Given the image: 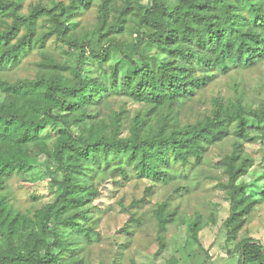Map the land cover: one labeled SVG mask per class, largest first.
Here are the masks:
<instances>
[{"label": "trees", "instance_id": "1", "mask_svg": "<svg viewBox=\"0 0 264 264\" xmlns=\"http://www.w3.org/2000/svg\"><path fill=\"white\" fill-rule=\"evenodd\" d=\"M111 2L67 0L53 7L35 6L23 15L18 0H0V20L11 18L6 30L0 31V72L16 68L36 48L43 49L47 59L51 43L63 56L78 52L74 65L50 64V72L34 79L14 83L0 79V89L8 94L37 96L35 105L42 115L36 118L20 109H0V146L37 141L45 125L58 126L52 149L43 151L53 165L49 171L56 188L52 201L34 213L30 224L9 221L7 204L0 199V264H85L80 245L100 239L90 202L101 182L110 177L117 183L143 179L149 183L145 190L149 196L151 187L180 173L178 166L200 164L208 149L226 137L251 141L246 118L264 123V106L230 113L218 99L210 115L197 122H172L175 107L218 74L250 68L264 59V0H177L171 9L164 0H151L136 13L132 32L136 38L131 41L108 37L109 32L124 29L132 12L128 5L105 28ZM93 3L101 23L95 44L81 41L69 26ZM38 28L41 33L35 37ZM146 47L155 48V55L143 54ZM115 94L149 107L146 116L138 113L132 118L128 136L121 134L123 108L114 113L108 130L100 128L104 117L99 116L98 105ZM163 110L168 115L154 125L152 116ZM241 145L235 143L230 154L214 161L227 177L221 188L229 202L223 222L229 241L257 204L241 180L252 166ZM31 169L28 159L0 153V176ZM169 207L165 200L153 211L160 246L161 234L176 215ZM129 222L140 224L141 218L131 216ZM199 226L198 220L189 226L195 241ZM123 231L130 232L125 226ZM239 251L238 264H264V246L259 241L246 238Z\"/></svg>", "mask_w": 264, "mask_h": 264}, {"label": "rangeland", "instance_id": "2", "mask_svg": "<svg viewBox=\"0 0 264 264\" xmlns=\"http://www.w3.org/2000/svg\"><path fill=\"white\" fill-rule=\"evenodd\" d=\"M18 1L23 15H29L35 6L53 7L59 2H67ZM164 1L170 9L177 2ZM94 2L98 3V0ZM97 3H93L69 23L81 41L92 40L95 44L99 37L101 23L97 15ZM128 3L124 0H112L108 6V23L105 28L115 23L128 5L132 9L127 15L124 29L120 33L109 32V38L116 37L125 41L136 38L132 33L136 26V13L141 7L149 6L151 0H129ZM10 23L11 18L0 20V31H5ZM40 33L41 29L38 28L35 37ZM47 44H50L49 41ZM55 46L57 45L51 43L47 59L43 56V49H34L16 68L0 72V79L12 83L22 79L31 80L50 72V64L58 67L62 61L71 65L76 63V50L72 55L63 56ZM155 53V48L152 47L143 50L145 55ZM62 72L67 76L66 72ZM37 99L34 95L8 94L0 89V109L5 112L20 109L40 118L42 115L35 105ZM215 99L230 109V113L242 109H261L264 106V59L250 68H235L227 74H218L183 104L175 107L172 122L180 125L197 122L210 115ZM98 108L99 116L104 117L100 123L101 130H108L114 113L123 108L125 116L122 120V136L129 135L132 118L138 113L146 116L149 109L146 104L116 94L105 98ZM167 115V110L153 115L154 125L156 122L160 124ZM246 124L251 141H237L233 135L226 137L208 149L200 164L183 168L178 166L180 173L166 183L151 187L152 193L149 196L145 195L149 183L143 179L133 177L117 183L110 177L101 182L98 194L90 202L98 219L96 228L100 239L80 245L85 264H238L242 240L253 238L264 246V123L248 117ZM57 130V125L47 124L37 141L0 146L1 154L28 159L32 166L25 173L15 171L0 176V199L7 204L5 213L8 214L9 221L14 219L15 223L32 224L34 213L52 201L56 188L52 186L49 171L53 165L43 151L52 149ZM73 131L78 132V129L74 127ZM235 143H242V149L252 159L251 168L241 180L247 185L250 196L257 199V204L246 217L236 238L229 241L223 224L229 214V202L221 188V184L227 182V177L221 169L215 167L214 161L230 154ZM142 199L145 200L141 201ZM165 200L169 201V209L175 211L176 215L166 232L161 234L163 246H160L153 211L158 203ZM131 216L141 218V223L129 222ZM197 220L200 226L195 241L190 237L189 226ZM8 222L5 223L8 225ZM124 226L129 233L123 231ZM0 244H3L1 239Z\"/></svg>", "mask_w": 264, "mask_h": 264}]
</instances>
